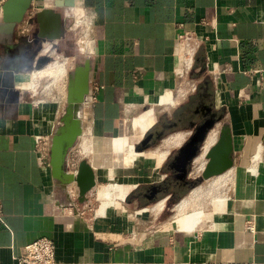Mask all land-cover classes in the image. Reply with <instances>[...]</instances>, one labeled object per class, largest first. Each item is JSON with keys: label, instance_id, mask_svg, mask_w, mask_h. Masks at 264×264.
I'll return each mask as SVG.
<instances>
[{"label": "crops", "instance_id": "1", "mask_svg": "<svg viewBox=\"0 0 264 264\" xmlns=\"http://www.w3.org/2000/svg\"><path fill=\"white\" fill-rule=\"evenodd\" d=\"M4 2L0 0V17ZM33 4L61 13L65 37L59 48L67 54L64 47L75 44L69 27L74 10L83 7L92 22L88 39L75 45L92 57L90 82L104 87L92 106H83L84 130L70 151L78 149L82 158L90 160L97 184L89 201L80 202L76 183L69 186L68 196L51 166L38 162L34 134L55 131L66 100L60 101L48 88L43 90V80L36 86V73L43 69L36 64L42 54L40 44L52 42L37 39L41 28L54 30V19H36L27 32L23 31L26 23H20L13 43L0 42L4 208L0 260L12 261L26 243L49 236L56 243L58 264H264V0H33ZM184 29L194 30L203 41L195 67L182 76L177 34ZM73 67L67 69L68 76ZM195 80L225 111L224 122L234 138V165L225 174L205 180L215 179L216 190L204 188L191 196L205 182L198 185L165 217L166 198L140 203L134 199V187L163 180L166 157L179 147L185 132L178 128L165 132L150 146L152 156L125 172L108 169L115 154L111 140L122 144L132 127L139 134L142 126H150L141 140L163 130L195 94L182 97L178 88L189 90ZM177 133H183L182 140L168 142ZM160 152L164 159L159 164ZM103 155L108 160L101 165ZM107 173L128 177L126 186L120 184L131 185L122 197H114L105 214H99L101 179ZM134 175L140 178L136 184ZM95 195L100 202L93 215L81 214L79 210L92 209ZM220 196L229 199L223 213L213 203ZM161 200L165 204L157 210ZM248 220L254 221L255 231L247 228Z\"/></svg>", "mask_w": 264, "mask_h": 264}, {"label": "water", "instance_id": "2", "mask_svg": "<svg viewBox=\"0 0 264 264\" xmlns=\"http://www.w3.org/2000/svg\"><path fill=\"white\" fill-rule=\"evenodd\" d=\"M32 4L33 0H5L0 17V42H14L18 25L24 22L26 13ZM49 16L55 21L54 30L48 32L44 27L41 28L37 42L40 43L42 40L55 42L53 48L62 51L59 47L61 45L60 42L65 37V31L62 27L61 13L53 8L42 7L33 17V21L36 19L44 21ZM40 45L41 50L43 44L41 43ZM52 58L50 54L38 55L36 60L37 68L40 69L47 65L52 61ZM91 70L92 57L86 55L83 59L76 61L69 72L66 108L52 135L51 168L53 176L61 187L67 191L68 196L71 195L69 186L72 183H76L80 202L89 201V193L97 184L96 170L88 158H83L80 161L78 173L72 174L66 169V161L70 149L75 146L84 130L82 110L90 90ZM164 135V130L146 134L141 142L135 145L136 151H144L154 145L158 139L163 138ZM153 138L154 140H152ZM208 157H210V160L202 169L201 182L213 176L222 175L233 167L234 138L228 123L225 122L221 125L219 136L210 148ZM224 157L225 161H222ZM201 182L197 183L194 188L198 185L200 186Z\"/></svg>", "mask_w": 264, "mask_h": 264}, {"label": "flooded vegetation", "instance_id": "3", "mask_svg": "<svg viewBox=\"0 0 264 264\" xmlns=\"http://www.w3.org/2000/svg\"><path fill=\"white\" fill-rule=\"evenodd\" d=\"M64 48L70 51V43ZM224 121L225 111L216 105L213 94L208 89L197 86L189 102L183 104L172 121L162 128L165 132L174 128L185 132V136L177 133L179 140L173 143H179L184 136L183 141L166 157L163 167L165 177L161 181L139 186L134 191V199L140 203H148L166 197L167 209H171L201 182L202 169L210 160L208 153L219 136L215 128L225 123ZM212 135L214 140L209 142ZM222 161H225V157ZM204 182L205 180L201 183ZM158 204L159 202L155 208Z\"/></svg>", "mask_w": 264, "mask_h": 264}, {"label": "built area", "instance_id": "4", "mask_svg": "<svg viewBox=\"0 0 264 264\" xmlns=\"http://www.w3.org/2000/svg\"><path fill=\"white\" fill-rule=\"evenodd\" d=\"M39 9L40 7L35 4H32L28 9L24 20L27 27L23 29L24 32L30 30L29 27L34 23L33 17ZM71 19L72 22L69 26L70 29H73L75 34H80V37L84 34L85 36H83L88 39L92 29V22L89 19L86 10L83 7L75 9L71 15ZM177 37L182 46V52L180 55L183 63V67L179 70V74L182 76L189 75L195 67L196 54L203 40L194 30L189 29L181 30L178 32ZM53 45V42L44 45L41 53L53 56V51H55ZM257 71H261V69ZM260 82L263 83V80H260ZM197 86V84H194L189 90L183 89L182 91L181 88H178L177 91H181L179 94H182V97H185L189 95L190 92L195 91ZM102 87H104V85L98 81L90 82V90L86 96L84 105L92 106L97 100L98 93ZM47 88H49V84H46L43 90H46ZM52 135L53 133L41 131L34 134V149L37 154L38 162L43 167L51 166ZM82 157V153L78 149L69 151L66 161V169L69 173H78L80 161L83 159ZM79 212L83 214L85 211L79 210ZM0 220L4 222V208L1 198ZM247 228L251 231L256 230V225L253 220H248ZM0 264H58L56 259V243L54 239L49 236H40L26 243L22 253L15 256L12 261L5 262L0 260Z\"/></svg>", "mask_w": 264, "mask_h": 264}, {"label": "rangeland", "instance_id": "5", "mask_svg": "<svg viewBox=\"0 0 264 264\" xmlns=\"http://www.w3.org/2000/svg\"><path fill=\"white\" fill-rule=\"evenodd\" d=\"M72 19H69V23L71 25V21ZM75 31L73 29H70V34H72L74 36V40L73 42H76L79 39H86L82 34V36L80 37V34H74ZM73 44V46L70 49V53H66L63 51H55L53 53V58L52 61L49 62L47 65H45L44 67H42L43 69L40 70L42 73L39 75L38 80L36 82V86L38 85L39 80H43L44 84H49V88L51 90V92L53 93V95L58 98L60 101L62 100H66L67 99V84H68V70L70 68V66H74L75 62L77 60H81L85 57L84 52H80L78 51V46ZM74 47V48H73ZM67 51V50H64ZM75 53V55H73ZM77 53V54H76ZM36 68V66H35ZM55 68V70L53 69ZM68 69V70H67ZM37 74V73H36ZM34 84V83H33ZM194 84H198V81H193L191 87ZM35 86V87H36ZM34 88V87H32ZM137 127V126H135ZM150 126H142L141 130H139V134L134 133V128L132 127V132H130L129 134H126V136H124V140L122 141L123 143L121 144L120 141H118L117 143L113 142V140H111V145H112V149L114 150V155H112L111 159V165L109 166L110 168H108L110 171H117V172H125L128 171L130 169H132L130 166H126L125 162L126 160H128L129 156L132 153H137L135 150V145L139 144L141 141V138L143 136V133L149 128ZM215 130L217 131L218 128H215ZM179 135L174 134L171 137L168 138V142L173 143V142H177L179 140ZM171 139V140H170ZM152 147V146H151ZM90 154L92 157H94V152L90 151ZM152 152H150V147L145 149L142 152H139L138 155L135 157L134 162L132 163V165H134V168H137L138 164H141L142 162H146V160H148L150 157L152 156ZM89 156V155H88ZM101 165L106 164V160L107 157L106 155L101 157ZM122 162H124L122 164ZM117 165V166H116ZM131 165V166H132ZM112 166V168H111ZM116 169V170H115ZM161 174L164 172H160ZM108 174V173H107ZM129 178L128 177H118L115 176L113 173H110L106 176H104L101 179V187H103V193L107 194V192L111 193V197L106 198V196L103 194V197L100 198V201L103 203V201H112L114 202V197H122V195L118 194V192H126V189L128 186H130L131 184H128L127 187L121 186L120 183H122L123 185L126 186L127 183H123V182H127ZM140 179L138 176L134 175V183L137 182V180ZM214 180V179H213ZM207 181L203 184V187L199 190L198 194L203 193L204 188L210 190V192H213L214 190L217 189V182L216 181ZM136 184V183H135ZM115 187H117V191L115 190ZM125 188V189H124ZM120 190V191H119ZM135 187H134V191H135ZM195 190V189H194ZM194 190L191 193V196L194 194ZM188 199V198H186ZM193 199V198H192ZM96 195L93 198V206L92 209L87 210L85 212H87V215L94 213V209L98 208L99 202H100ZM167 202V201H166ZM115 203V202H114ZM165 201L161 200L159 202V204L157 205L156 209L157 210H161L163 205H164ZM173 212V210L171 209H166L164 211V216L168 217L169 215H171ZM93 215V214H91Z\"/></svg>", "mask_w": 264, "mask_h": 264}, {"label": "bare ground", "instance_id": "6", "mask_svg": "<svg viewBox=\"0 0 264 264\" xmlns=\"http://www.w3.org/2000/svg\"><path fill=\"white\" fill-rule=\"evenodd\" d=\"M88 43L89 42H87V45H88ZM42 72L41 71H39V72H37V74H38V76L41 74ZM43 74V73H42ZM169 98L167 97V100H168ZM214 138V135H212L211 137H210V140H209V142H211L212 140H214L213 139ZM208 142V143H209ZM138 153L139 152H137V153H132L130 156H129V158H128V160H126V162H125V165L126 166H131L132 165V163L134 162V159H135V157L138 155ZM157 158H158V163L160 164V163H162L163 162V159H164V152H160L158 155H157ZM124 162H122V164H123ZM250 171L251 172H255L256 171V169L255 168H251L250 169ZM225 174V173H224ZM223 175V174H222ZM256 175V174H255ZM218 176H221V175H218ZM117 187H115V190L117 191V189H116ZM200 189L202 188V187H199ZM199 188H197V189H195L194 190V194H193V196H196V195H198V192H199ZM120 191V190H119ZM118 192V191H117ZM105 196H106V198H109V197H111V193L110 192H107V194H105V193H103ZM103 194H102V197H103ZM118 194H120V195H122L123 193L120 191V192H118ZM214 206H215V209L218 211V212H222L223 213V211H227L228 210V208H229V199L227 198V197H216L215 199H214ZM114 205V202H112V201H103V203L99 206V208H98V213L99 214H105V212H106V210L110 207V206H113ZM215 211V210H214ZM140 212H143V209L140 211ZM216 212V211H215ZM210 222V221H209Z\"/></svg>", "mask_w": 264, "mask_h": 264}]
</instances>
